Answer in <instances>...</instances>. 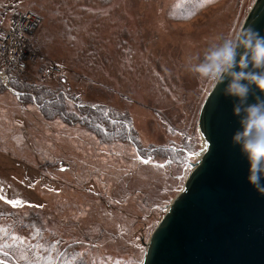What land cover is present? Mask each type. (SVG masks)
Listing matches in <instances>:
<instances>
[{
    "label": "rangeland",
    "instance_id": "1",
    "mask_svg": "<svg viewBox=\"0 0 264 264\" xmlns=\"http://www.w3.org/2000/svg\"><path fill=\"white\" fill-rule=\"evenodd\" d=\"M254 2L0 0L1 27L18 13L42 20L32 40L38 61L20 72L7 68L9 85L29 80L30 90H16L25 94L59 88L76 102L124 115L131 128V141L102 142L86 125L45 114L9 85L0 91V195L23 201L14 208L0 200V213L15 216L6 225L15 223L18 240L43 252L40 264L47 251L69 246H78L88 264H142L144 243L191 171L173 163L170 155L178 153L154 148H192V163L204 148L197 123L214 85L189 73L186 61L241 28ZM40 237L54 248L45 251Z\"/></svg>",
    "mask_w": 264,
    "mask_h": 264
},
{
    "label": "water",
    "instance_id": "2",
    "mask_svg": "<svg viewBox=\"0 0 264 264\" xmlns=\"http://www.w3.org/2000/svg\"><path fill=\"white\" fill-rule=\"evenodd\" d=\"M248 25L264 35V0H255ZM225 87L214 85L203 103L197 126L204 148L144 243L142 264H264V196L248 183V163L232 143L239 121Z\"/></svg>",
    "mask_w": 264,
    "mask_h": 264
},
{
    "label": "clouds",
    "instance_id": "3",
    "mask_svg": "<svg viewBox=\"0 0 264 264\" xmlns=\"http://www.w3.org/2000/svg\"><path fill=\"white\" fill-rule=\"evenodd\" d=\"M216 40L202 58L190 56L185 67L198 79L226 84L224 95L236 101L233 115L239 121L232 143L246 158L248 183L264 196V35L248 25Z\"/></svg>",
    "mask_w": 264,
    "mask_h": 264
},
{
    "label": "trees",
    "instance_id": "4",
    "mask_svg": "<svg viewBox=\"0 0 264 264\" xmlns=\"http://www.w3.org/2000/svg\"><path fill=\"white\" fill-rule=\"evenodd\" d=\"M9 86L11 89H15L14 91L31 89L29 80H25V83L15 80L12 81ZM32 87L34 88V86ZM4 89L6 90V87L0 78V91H3ZM33 90L34 92H26V94L25 92L19 93L18 91H16V93L19 94L21 99L24 96L26 100L35 103L41 108L40 110H42L47 115L51 111H56L57 115L65 118V120H68L67 118H72V120L74 119L81 122L82 125H86L89 129L93 130L95 134L99 136V139L101 138L103 140V138H105L110 141L118 142L131 141V128L129 127V123L125 122L124 115L117 113L107 107L90 106L83 104L80 101L76 102L78 98L74 96L67 97L66 94L61 92L59 88L57 91H55L54 89L43 86L40 90L38 88ZM73 99L75 100L73 101ZM133 137L134 139L132 143L134 142V145L137 144V146H135L140 149L138 141L135 140L136 136L133 135ZM105 141L103 140L102 142ZM156 151L160 154L165 153L169 155V153H178L181 155V157L176 158L175 156L170 155L174 157L175 162L173 163L179 167H187L191 162L189 157L191 154H193L192 148L187 153L179 149L177 152H175L174 150H170L168 148H154V152ZM170 156L169 158L172 159ZM8 218H13L16 220L15 216H11L10 214L8 215L6 213H0V229H4V231H0V259L4 260L5 258L6 261L8 263L11 262V264H25L26 262L30 264H40L38 260L40 259L43 252L37 251L34 245H24L25 241L12 239V237L15 236L13 231L16 226L15 223H9L6 225ZM38 240L44 244L42 247L45 251L48 246L50 247L49 250L54 248V243H51L52 241L49 242L47 239H42L41 237ZM57 244H60L59 247L63 246L62 242H58ZM21 248L32 251V255L36 256L37 259H33L32 255L27 256L19 254V249ZM47 252L48 254L42 256L43 259L46 260L43 262L44 264H88L86 258L80 253L78 246H69L68 248L64 247V249H61L60 247L57 252ZM5 253H7V255H5ZM20 259L21 262H19Z\"/></svg>",
    "mask_w": 264,
    "mask_h": 264
},
{
    "label": "built area",
    "instance_id": "5",
    "mask_svg": "<svg viewBox=\"0 0 264 264\" xmlns=\"http://www.w3.org/2000/svg\"><path fill=\"white\" fill-rule=\"evenodd\" d=\"M41 22L38 15L27 12L16 14L8 26H0V62L6 69L5 73H0V78L4 85H9L7 68L20 72L26 64L38 61L39 55L32 40ZM52 70L54 73L60 72L55 66Z\"/></svg>",
    "mask_w": 264,
    "mask_h": 264
},
{
    "label": "snow or ice",
    "instance_id": "6",
    "mask_svg": "<svg viewBox=\"0 0 264 264\" xmlns=\"http://www.w3.org/2000/svg\"><path fill=\"white\" fill-rule=\"evenodd\" d=\"M139 158L141 159L142 163H144V164H149V163L152 162L151 157H148V158L139 157ZM169 163H171V161H169ZM157 166L162 168L165 165L159 164ZM188 166L190 167L191 165H188ZM0 200H3L5 203L10 204L14 208H19V207H22L23 206V201L18 200V199L9 200L5 196H3V195H0ZM0 231H4V229H0ZM12 239L18 240L19 237L13 236ZM5 255H7V253H5Z\"/></svg>",
    "mask_w": 264,
    "mask_h": 264
}]
</instances>
